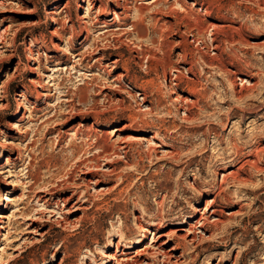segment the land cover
I'll return each mask as SVG.
<instances>
[{
    "label": "rangeland",
    "instance_id": "374dc122",
    "mask_svg": "<svg viewBox=\"0 0 264 264\" xmlns=\"http://www.w3.org/2000/svg\"><path fill=\"white\" fill-rule=\"evenodd\" d=\"M123 1L0 0V264H264V0Z\"/></svg>",
    "mask_w": 264,
    "mask_h": 264
},
{
    "label": "bare ground",
    "instance_id": "6f19581e",
    "mask_svg": "<svg viewBox=\"0 0 264 264\" xmlns=\"http://www.w3.org/2000/svg\"><path fill=\"white\" fill-rule=\"evenodd\" d=\"M87 2H91V0H86ZM111 2H113V3H115L116 4V7L118 8V9H125V5L123 4V3H121V2H124L123 0H110ZM159 1L160 0H155V1H152V2H150L149 3V5H155L156 4V6H157V4L159 3ZM126 10V9H125ZM91 12V8L89 7V8H87V11H86V15L88 16V14H91L90 13ZM51 15L52 16H54L55 15V11H53L52 13H51ZM123 17V16H122ZM121 16H116V18L119 20V22H118V26L116 25V26H114L115 25V20L114 21H112V20H109V19H107V20H105L104 22H103V24L101 25V28L102 29H104L105 30V33L103 34V35H107V34H109V30L110 29H112V28H114V27H118V31H121V32H119L118 33V35H117V37H128L130 34H129V32L127 31V29H126V23L125 22H123V21H125V17L124 18H122ZM87 18V17H86ZM116 19V20H117ZM81 30H84V29H86L85 27H83V25L84 24H86V21L84 22V18H81ZM175 23L174 24H169L168 26H167V24H166V26H165V28L166 29H170V30H173V27H174V25L176 24H179V14H177V16L175 15ZM117 23V22H116ZM30 25V24H29ZM124 27V28H123ZM87 30V29H86ZM56 31H58V30H56ZM54 33H56L55 31H53ZM115 33V34H114ZM116 33L117 32H113V35H116ZM111 34V33H110ZM112 35V34H111ZM110 36V35H109ZM116 38V37H115ZM129 38V37H128ZM127 38V39H128ZM162 45H164V44H160V48L162 49ZM143 50L141 49V47L140 46H136V51H135V58H137V59H142V55H143ZM160 52H162V51H160ZM165 55V54H164ZM166 56V55H165ZM154 59V60H157V61H161V62H166V60H168V59H166L164 56H158V55H154L153 54V56L151 57H147V59L149 60V59ZM97 62V61H96ZM117 62H119V61H117ZM116 64V63H115ZM169 65V64H168ZM165 68V70H166V67H164ZM173 68H171V70H172ZM190 70H192V67L191 68H189ZM173 70H175V69H173ZM172 70V71H173ZM176 71H178V70H176ZM116 80H121V79H116ZM172 81H173V84H176V85H179V83L181 82V78L180 77H176L175 79H172ZM171 81V82H172ZM187 81V87H188V92H189V94H191V95H194V96H197L198 94H199V90H198V85H196V82H195V80H193V79H191V80H186ZM173 88V87H172ZM172 91H174V88H173V90ZM126 92H129V93H131L130 91H126ZM173 93H175V92H173ZM131 95V94H130ZM137 95H141V94H137ZM141 96H143V99H145L146 98V95H141ZM140 96V97H141ZM137 97V96H136ZM196 103H197V100H196ZM182 104H188L189 105V100L187 99V98H183L182 99ZM195 104V103H194ZM193 104V105H194ZM152 109V108H151ZM150 109V110H151ZM185 110L187 111V112H189L190 111V109L188 108V107H185ZM148 115V114H147ZM135 116V115H134ZM136 119V118H135ZM147 122V121H146ZM120 130H115V132H119ZM98 139V138H97ZM121 148V150L123 149V147H120ZM125 149V148H124ZM237 150H238V148H237ZM113 151V150H112ZM107 152L108 151H104L103 153H104V155H103V157L105 156V157H107V159H108V155H107ZM114 155V154H113ZM256 155H258V154H256ZM255 157H257V156H255ZM245 163H247V164H251V165H254V166H256V168L258 169V171L259 170H261L260 172H262V171H264V168H260V167H257V165H256V162H250L249 160L247 161V162H245ZM245 163H244V165H245ZM243 165V166H244ZM240 167V169H239V171H241L244 167ZM232 174V173H231ZM237 174V173H236ZM225 177H227L226 175H225ZM248 180V178H242L241 180H239V181H241V182H243V181H247ZM222 188V187H221ZM219 190H220V187H219ZM221 191V190H220ZM219 191V192H220ZM218 195V194H217ZM214 204H215V202L214 201H212L211 202V204L209 203L208 204V206H207V209L206 210H210L211 209V207H213L214 208ZM212 208V209H213ZM216 212H217V210H212V214H215L216 215ZM4 218H7V216H5L4 214H0V219H2V222L4 221ZM202 219H204V218H202ZM201 221V220H200ZM192 228V227H191ZM182 231V230H181ZM181 247H185V245L184 244H178L177 246H175L173 249H171V250H169L168 252H166L164 255H169L170 253H172V252H174V251H176L178 248L180 249ZM8 248V247H7ZM3 249V248H2ZM2 249H0V250H2ZM128 254V253H127ZM110 259H114V257L113 256H108ZM167 257V256H166ZM128 259H129V257H128ZM119 261V260H118ZM123 261V260H122ZM116 262V261H115ZM120 262H121V260H120ZM125 262H126V260H125ZM123 263V262H122ZM130 263V262H129ZM120 264V263H119Z\"/></svg>",
    "mask_w": 264,
    "mask_h": 264
}]
</instances>
